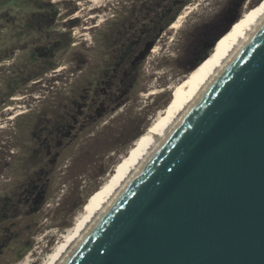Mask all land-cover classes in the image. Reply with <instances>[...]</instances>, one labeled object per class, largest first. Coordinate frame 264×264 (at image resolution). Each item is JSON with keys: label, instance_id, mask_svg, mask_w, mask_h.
Listing matches in <instances>:
<instances>
[{"label": "water", "instance_id": "1", "mask_svg": "<svg viewBox=\"0 0 264 264\" xmlns=\"http://www.w3.org/2000/svg\"><path fill=\"white\" fill-rule=\"evenodd\" d=\"M55 264H264V12Z\"/></svg>", "mask_w": 264, "mask_h": 264}, {"label": "rangeland", "instance_id": "2", "mask_svg": "<svg viewBox=\"0 0 264 264\" xmlns=\"http://www.w3.org/2000/svg\"><path fill=\"white\" fill-rule=\"evenodd\" d=\"M122 1L118 0L117 4L116 0H80L74 12L78 13V24L71 30V36L76 41L84 35L86 42L94 40L97 8L91 11L89 6L92 5L90 9L98 4L100 8L110 6L106 12L101 11L102 17H112V14L118 17L123 9ZM143 1L150 4L152 0ZM164 2L159 15L156 14L158 9L151 8L149 12H128L125 16L131 17L129 34L134 41L133 52L145 51L134 73L133 86L125 93L120 90L112 93L110 99L103 95L105 111L99 119L91 120L83 139L56 163L46 166L44 161L45 167L38 164L30 170L23 165L21 171L3 168V152L8 149L9 142L0 130V264H44L48 256L55 253L64 240L63 235L71 230L77 216L93 202L100 187L128 156L138 136L170 106L179 84L212 54L218 40L232 29L242 14L261 0ZM140 3L141 0H129L127 5L139 6ZM14 4L15 0H0V25L13 23ZM59 7V11H64L68 5ZM184 10L179 26L170 28ZM149 42L151 45L145 50ZM69 58L65 54L42 75L19 81L13 96H20L21 104L45 103L48 94L45 89L53 87L61 91L68 85L70 71L75 69ZM5 81L8 82L6 74H0V91ZM11 87L14 88L13 83ZM35 160L39 162L38 158ZM40 167L43 170L40 171ZM30 183L38 187L44 184V196L37 203L33 202L37 191L29 194L26 200Z\"/></svg>", "mask_w": 264, "mask_h": 264}, {"label": "flooded vegetation", "instance_id": "3", "mask_svg": "<svg viewBox=\"0 0 264 264\" xmlns=\"http://www.w3.org/2000/svg\"><path fill=\"white\" fill-rule=\"evenodd\" d=\"M152 1L149 4L141 0L139 6H134L127 5L129 0H123L118 17L114 14L102 17L101 11L106 12L110 6L100 8L98 4L91 9L92 5L89 6L91 11L97 8L98 17H94L93 25L96 38L86 42L85 35L78 41L71 36V30L78 24V13L74 12L80 0H15L13 23L0 25V74H6L8 80L0 91V124L3 126L0 130L9 142L3 152V168L21 171L23 165L30 170L38 164L44 166V161L46 166L56 163L83 139L91 120L99 119L105 111L102 96L110 99L112 93L119 90L125 93L133 86L134 73L145 51L133 52L134 41L129 34L131 17L125 16L128 12H149L151 8L158 9L156 14L159 15L166 2ZM116 3L119 4L118 0ZM63 4L68 7L59 11ZM8 18L11 19L9 14ZM65 54L75 68L70 71L72 75L66 87L61 91L53 87L45 89L48 93L45 103L21 104L20 96H13L19 81L42 75ZM84 75L87 77L83 78ZM43 186V183L39 187L30 183L26 200L37 191L33 197V202L37 203L44 196Z\"/></svg>", "mask_w": 264, "mask_h": 264}, {"label": "bare ground", "instance_id": "4", "mask_svg": "<svg viewBox=\"0 0 264 264\" xmlns=\"http://www.w3.org/2000/svg\"><path fill=\"white\" fill-rule=\"evenodd\" d=\"M186 9L188 10V8ZM185 12L186 10L178 14L177 18L170 25V28L179 26ZM263 12L264 0H261L258 5L253 6L247 12L243 13L241 19L232 26V29L218 40L212 54L204 59L195 72L179 84L176 96L172 100L170 106L163 112L161 111L160 115L158 114V119H156L145 132L138 136L129 149L128 156L125 157L123 162L113 172L111 178L100 187L93 202L86 206L80 215L77 216L74 226L63 235V242L58 246L55 253L48 256V260L45 261L44 264L56 263L62 253L65 252L66 248L82 232L83 228L90 223V219L95 215L96 211L101 209L102 204H104L112 193L116 191L122 181L127 178L131 170L138 164V161L153 146L157 138L163 136L165 130L172 125L179 113H181L192 98L197 95L199 89L204 86L209 78L214 76L216 70L221 68L223 62L227 61L228 57L233 54L234 48L238 46L239 41L244 38L246 31L258 21L259 17H262Z\"/></svg>", "mask_w": 264, "mask_h": 264}, {"label": "trees", "instance_id": "5", "mask_svg": "<svg viewBox=\"0 0 264 264\" xmlns=\"http://www.w3.org/2000/svg\"><path fill=\"white\" fill-rule=\"evenodd\" d=\"M227 29H228V28H227ZM227 29H226V30H227ZM226 30H225V31H226ZM225 31H224V32H225ZM224 32H223V33H224ZM215 41H216V39H214V41H213V45L215 44ZM203 59H204V58H203ZM199 64H200V63H199Z\"/></svg>", "mask_w": 264, "mask_h": 264}]
</instances>
